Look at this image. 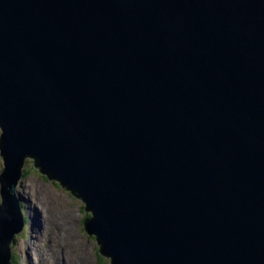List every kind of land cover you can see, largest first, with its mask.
I'll use <instances>...</instances> for the list:
<instances>
[{
  "label": "water",
  "instance_id": "95a60500",
  "mask_svg": "<svg viewBox=\"0 0 264 264\" xmlns=\"http://www.w3.org/2000/svg\"><path fill=\"white\" fill-rule=\"evenodd\" d=\"M0 264L27 158L112 264H264V0H0Z\"/></svg>",
  "mask_w": 264,
  "mask_h": 264
},
{
  "label": "rangeland",
  "instance_id": "374dc122",
  "mask_svg": "<svg viewBox=\"0 0 264 264\" xmlns=\"http://www.w3.org/2000/svg\"><path fill=\"white\" fill-rule=\"evenodd\" d=\"M3 168L4 159L0 156V173ZM23 169L27 174L19 190L27 215V233L25 237L16 236L13 254L17 255V264H112L109 256L101 254L102 258H97L100 252L95 236L87 235L80 225L86 215L83 201L51 182L55 180L42 177L31 158L26 159ZM1 199L0 194V202ZM35 209L41 213V223H31Z\"/></svg>",
  "mask_w": 264,
  "mask_h": 264
},
{
  "label": "trees",
  "instance_id": "16d2710c",
  "mask_svg": "<svg viewBox=\"0 0 264 264\" xmlns=\"http://www.w3.org/2000/svg\"><path fill=\"white\" fill-rule=\"evenodd\" d=\"M33 167H34V166H33ZM34 169L36 170L35 167H34ZM36 172H37V171H36ZM26 174H27V171H26V172L24 171V175H25V176H26ZM42 177H45V179H47V176H46V175H42ZM54 182H55V184H60L58 181H54ZM60 185H61V184H60ZM67 190H68V189H67ZM84 211H85V210H84ZM84 211H83V212H84ZM85 214H86V215H85L86 217L84 216V219H87V217L91 215V212H89V211H88V212L85 211ZM97 258H102V255H101L100 253H98V254H97ZM17 261H18V260H17V255L13 254V263L17 264Z\"/></svg>",
  "mask_w": 264,
  "mask_h": 264
},
{
  "label": "bare ground",
  "instance_id": "6f19581e",
  "mask_svg": "<svg viewBox=\"0 0 264 264\" xmlns=\"http://www.w3.org/2000/svg\"><path fill=\"white\" fill-rule=\"evenodd\" d=\"M22 200V198L20 197V201ZM21 204H22V202H21ZM22 209H24L25 210V208H24V205H22ZM31 209V208H30ZM36 210V209H35ZM32 211H34V208L32 209ZM35 212V211H34ZM27 216V215H26ZM33 220H35V222L36 223H41V213L40 212H38V210H36V215H33L32 216V220H31V223H32V221ZM44 221V220H43ZM43 223V222H42ZM32 225V224H31ZM39 224H37V226H38ZM40 226V225H39ZM58 234V233H57ZM30 235V234H29ZM73 262V261H72ZM80 264V263H79Z\"/></svg>",
  "mask_w": 264,
  "mask_h": 264
},
{
  "label": "clouds",
  "instance_id": "9594fccd",
  "mask_svg": "<svg viewBox=\"0 0 264 264\" xmlns=\"http://www.w3.org/2000/svg\"><path fill=\"white\" fill-rule=\"evenodd\" d=\"M32 162H33V160H32ZM34 166V165H33ZM24 177V176H23ZM21 187H19V189H20ZM24 213H25V211H24ZM25 217H26V215H25ZM26 223H27V219H26ZM19 235H22L23 237H25L26 236V233L25 232H22L21 234H19ZM15 241H16V239H15ZM15 244H17V242L15 243ZM15 244H13V246H12V249L14 250V245ZM13 252V251H12ZM13 254V253H12ZM12 264H13V258H12Z\"/></svg>",
  "mask_w": 264,
  "mask_h": 264
},
{
  "label": "flooded vegetation",
  "instance_id": "af4514ba",
  "mask_svg": "<svg viewBox=\"0 0 264 264\" xmlns=\"http://www.w3.org/2000/svg\"><path fill=\"white\" fill-rule=\"evenodd\" d=\"M49 180H51V179H49ZM47 182L49 183V181H47ZM51 182H53V183L55 184V182H54V181H51ZM82 224H83V222H81V224H80V225H81V226H83Z\"/></svg>",
  "mask_w": 264,
  "mask_h": 264
}]
</instances>
